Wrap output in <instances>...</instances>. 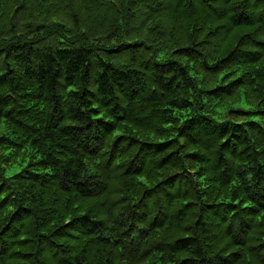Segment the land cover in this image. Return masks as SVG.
<instances>
[{
  "label": "trees",
  "instance_id": "obj_1",
  "mask_svg": "<svg viewBox=\"0 0 264 264\" xmlns=\"http://www.w3.org/2000/svg\"><path fill=\"white\" fill-rule=\"evenodd\" d=\"M0 264H264V0H0Z\"/></svg>",
  "mask_w": 264,
  "mask_h": 264
},
{
  "label": "rangeland",
  "instance_id": "obj_2",
  "mask_svg": "<svg viewBox=\"0 0 264 264\" xmlns=\"http://www.w3.org/2000/svg\"><path fill=\"white\" fill-rule=\"evenodd\" d=\"M238 106H239V107H243V108H245V109H250V107L247 106L245 102H242V104H239ZM14 173H15L14 170H12V169H9V170H8V175H9V176L13 175Z\"/></svg>",
  "mask_w": 264,
  "mask_h": 264
}]
</instances>
